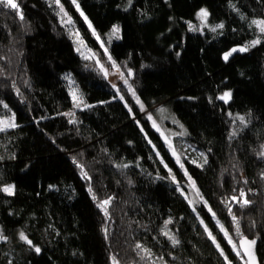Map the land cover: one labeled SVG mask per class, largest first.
<instances>
[{"label":"trees","instance_id":"1","mask_svg":"<svg viewBox=\"0 0 264 264\" xmlns=\"http://www.w3.org/2000/svg\"><path fill=\"white\" fill-rule=\"evenodd\" d=\"M59 1L93 49L118 25L108 52L139 102L78 55L50 0L0 5V108L16 125L0 131V264H235L221 228L237 246L256 238L264 264V40L224 59L259 35L264 0ZM201 8L218 35L187 28ZM67 74L86 105L74 113ZM160 105L205 154L184 160L206 203L196 211L143 114Z\"/></svg>","mask_w":264,"mask_h":264},{"label":"rangeland","instance_id":"2","mask_svg":"<svg viewBox=\"0 0 264 264\" xmlns=\"http://www.w3.org/2000/svg\"><path fill=\"white\" fill-rule=\"evenodd\" d=\"M50 1L57 6L55 7L57 8V12L59 14L60 24L66 29V32L71 38L78 55L82 59L88 60L93 63V66L96 67L100 71V73L103 75V77L110 82L117 96H119V98L122 101H124V99L120 97L121 94L118 89L119 84H122L123 86L127 88L134 102L135 101L139 102L136 96L133 95V91L135 90L129 83L127 76L125 74L124 68L118 65L112 59V56H110L108 52V44L120 38L119 31L116 33L113 32L114 27L118 28L117 27L118 25H115L113 28H111V30L105 35L104 39L94 34L95 39L97 40L96 45L98 49L97 50L93 49L92 47L87 45L86 41L81 36L78 29L76 28L71 16L65 10L63 4L60 1H59V4H57L55 0H50ZM61 8L63 9V11H61ZM201 10H206V8L199 9L194 14V17L190 21L185 22L187 28L191 32H199V33H205V34L209 33L212 36L218 35L220 30L222 29V27H218V25H223V24L211 22L209 13L207 10H206L207 16L202 18L199 15ZM253 21H264V17L260 19L252 20V24L256 27L257 31L259 32V35L256 36L253 40L244 43L243 45L232 47L229 51L225 53V54L231 53V55H229L228 58L235 53L248 52L251 48H254L262 40H264V32H261L260 30L261 27H264V25L255 24L253 23ZM257 40H259V43L253 45V41H257ZM241 48H247V50L240 51ZM233 49H236V51H232ZM65 78L67 81L66 83H67L68 90L70 92L71 99L74 102L73 110H70L67 113H74L78 109L86 108V105L83 102V97L77 87L76 82L73 80L72 76L70 74H67ZM125 81H127V83H125ZM1 106L2 108H0V121H4L6 122V124L0 125V127H3V130L12 128L6 125L15 124V115L12 111L8 109L6 104L2 103ZM143 114L146 115V117L150 120L152 127L160 134L168 151L170 152V154L176 161L177 165L182 170V173L185 177V181L182 184L176 183L180 193L184 196V198L186 199V201L189 203V205L194 211H196L198 206L206 205L202 195L200 194L198 187L196 186L195 182L188 174V170L186 169L185 164H184L185 162L184 160H187L191 163L202 166L206 161L205 154L201 150L194 147L187 140L186 128L176 118V116L173 115V113L171 112L170 108L167 105L155 106L151 108L150 110L143 111ZM238 117L240 120L235 118L236 126H240L242 122L241 120L244 119V117L242 116H238ZM10 186L13 191V186L11 184L3 186V189L10 187ZM21 234L19 235L20 239H21ZM21 240L26 241V239H21ZM231 241H232L231 244L229 243V240H228V243L231 245L232 251L237 259L235 264H246L242 255L240 254V256H237L236 254V252L237 251L240 252V250L238 246L235 244V241L232 238H231ZM233 244L236 246L235 251L233 250ZM228 264H229V261H228ZM231 264H234V263L231 262Z\"/></svg>","mask_w":264,"mask_h":264},{"label":"snow or ice","instance_id":"3","mask_svg":"<svg viewBox=\"0 0 264 264\" xmlns=\"http://www.w3.org/2000/svg\"><path fill=\"white\" fill-rule=\"evenodd\" d=\"M55 2H56L57 4H59V0H55ZM73 3H76V0H73ZM0 5H3V6H5V7H10V8H12V9H16V10H18V4L15 2V0H0ZM76 6H77V9H79V5L77 4ZM61 11H63L62 8H61ZM81 14L83 15V13H81ZM199 15H200L202 18H203V17H206V16H207V12H206V10H201V12L199 13ZM21 19H23L22 14H21ZM69 22H70V21H69ZM253 23L258 24V25H264V21H253ZM89 27H91V25H89ZM218 27H223V25H218ZM260 30H261V32H264V27H261ZM118 31H119V29L114 27L113 32L116 33V32H118ZM257 43H259V40H257V41H253V45H255V44H257ZM246 50H247V48H241V49H240V51H246ZM232 51H236V49H233ZM229 55H231V53H227V54H225L224 59L227 60ZM129 75H131V73H129ZM125 83H127V81H125ZM130 90H131V88H130ZM133 95H135V92H134V91H133ZM229 97H230V93H225V95H224L223 97H221V99H227V98H229ZM241 119H242V118H241ZM5 124H6V122H4V121H0V125H5ZM6 126H8V127H15L16 125H15V124H7ZM0 131H3V127H0ZM261 155H264V153H261ZM85 175H86V173H85ZM3 191L8 192L9 194H11V193H12V188H11V186H10V187H7V188L3 189ZM243 195H244V194H243V192H242V193H241V196H243ZM234 199H235V198H234ZM109 203H110V201L105 200V201H103L101 207H104V206H106V205L109 204ZM247 203H249V202H248L247 200H245V201H244V204H247ZM233 220H234V222H236V218H235V217H233ZM236 223H237V232H239V224H238V222H236ZM221 230L224 231L225 237L228 238L229 243L231 244L232 241H231V238L228 236L227 231L224 230L223 228H221ZM209 236H210V238H212L213 241L215 242V238L211 236V233H209ZM21 239H26V237H24V235L21 234ZM174 242H175V241H174ZM28 243H31V241H28ZM245 243H247L249 246L255 245V241H254V240H253V241H245ZM217 247L219 248V245H217ZM241 247L243 248V243H242ZM233 250H234V251L236 250V246H235L234 244H233ZM36 251L39 252L40 249L37 248ZM221 254H222V255L224 254L222 250H221ZM236 254H237V256H240L241 253H240L239 251H237ZM245 254H246V255H249V256L252 255L250 252H245ZM225 259L227 260V257H225ZM229 264H231L230 261H229Z\"/></svg>","mask_w":264,"mask_h":264},{"label":"water","instance_id":"4","mask_svg":"<svg viewBox=\"0 0 264 264\" xmlns=\"http://www.w3.org/2000/svg\"><path fill=\"white\" fill-rule=\"evenodd\" d=\"M255 241V245L249 246L245 241ZM243 243V248L241 247ZM258 240L256 238H249L243 236L238 240V248L246 264H261L257 253ZM245 252H250L252 255H246Z\"/></svg>","mask_w":264,"mask_h":264}]
</instances>
